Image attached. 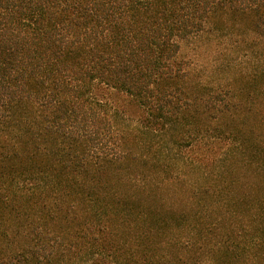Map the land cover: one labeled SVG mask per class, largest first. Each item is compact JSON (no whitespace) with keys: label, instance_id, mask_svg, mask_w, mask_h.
Returning a JSON list of instances; mask_svg holds the SVG:
<instances>
[{"label":"trees","instance_id":"trees-1","mask_svg":"<svg viewBox=\"0 0 264 264\" xmlns=\"http://www.w3.org/2000/svg\"><path fill=\"white\" fill-rule=\"evenodd\" d=\"M187 38L264 76V0H0V264H264V111L251 144L229 94L193 112ZM215 126L207 205L180 209L172 171Z\"/></svg>","mask_w":264,"mask_h":264},{"label":"rangeland","instance_id":"rangeland-1","mask_svg":"<svg viewBox=\"0 0 264 264\" xmlns=\"http://www.w3.org/2000/svg\"><path fill=\"white\" fill-rule=\"evenodd\" d=\"M223 22L224 19L220 17L219 13L212 14L207 20L206 28H215L222 25ZM228 23H230L229 27L237 34L242 33L245 29L243 25L231 27L233 22L228 21ZM230 34L233 36L237 35L231 32ZM207 40V38H187L181 41L180 57L184 60H190L195 65L191 66L192 71L188 73L186 83L189 96L195 100L192 110L195 113L202 114L203 110L199 104L207 96V93L217 92L221 96L229 94V97L233 98L231 100L239 104V108L242 107L243 109L246 108L252 111V114L247 113L243 115L247 116L243 117L241 124L244 143H252L249 133L257 130V116L264 111V76L261 73L254 75L250 72H243L235 68L234 65L254 67L257 65L256 58H258L259 53L245 49H242L238 53H232L229 51L232 47L228 40L222 38L216 39L213 43V49L215 48L217 51V53L213 54L212 47L209 49L211 42ZM228 66H232L233 68L227 69ZM198 83L200 88L198 87ZM243 113L236 112L235 115L242 116L241 114ZM213 115L210 114V117ZM236 122L233 121L231 124L228 122L230 125L226 127L235 129L237 127ZM214 128L216 126L201 139V142H196L193 147L181 151L180 155L183 160H180L178 168L172 171L171 177L174 176L176 180H179L177 183L186 182L190 186L188 187L189 189H178L176 194H171L172 197L176 198V201L183 202L178 204L180 209L190 211L201 203L199 209H204L207 205L206 201L202 198L201 190H203V185L207 187L206 184L210 181L211 176L215 177L219 174L218 166L223 152L227 149L228 145H231V138L223 136L222 132ZM214 130L216 131L214 132ZM260 132L262 133L263 131ZM153 152L154 150L148 155L152 156ZM220 152H222V155L217 159L216 157ZM165 162L166 165H170L167 161Z\"/></svg>","mask_w":264,"mask_h":264}]
</instances>
